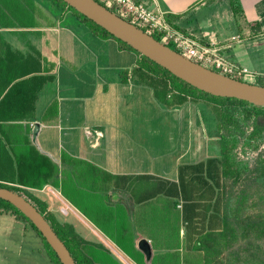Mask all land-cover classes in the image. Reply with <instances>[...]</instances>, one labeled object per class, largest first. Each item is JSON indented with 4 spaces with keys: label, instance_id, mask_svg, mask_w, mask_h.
Listing matches in <instances>:
<instances>
[{
    "label": "crops",
    "instance_id": "1",
    "mask_svg": "<svg viewBox=\"0 0 264 264\" xmlns=\"http://www.w3.org/2000/svg\"><path fill=\"white\" fill-rule=\"evenodd\" d=\"M140 1L156 2L185 34L229 45L225 55L240 68L257 71L264 62V53L256 50L258 35L264 34V0ZM47 2L0 0V185L25 188L46 203L61 224L108 251L113 259L105 264H217L214 252L228 251L227 246L238 250L247 225L240 230L236 219L243 214L228 210L233 179L223 180L220 164L210 161L219 156L207 154L203 132L160 129V121L173 123V129L174 115L130 111L133 102L124 106L122 93L130 85L136 92L142 80L132 83L137 80L130 76L120 80L119 89L98 81L89 66L96 56L73 28L62 26L63 18ZM100 39L115 42L117 56H132L136 74L132 51L121 50L112 38ZM152 91L147 104L155 101ZM54 100L58 117L45 118ZM39 152L58 165L57 179H64L71 198L51 183L43 189L23 186L20 164L26 179L45 173ZM64 154L74 161L63 162ZM81 169L91 174L82 176ZM144 239L152 249L150 260L139 247ZM127 249L144 260L133 259Z\"/></svg>",
    "mask_w": 264,
    "mask_h": 264
},
{
    "label": "rangeland",
    "instance_id": "2",
    "mask_svg": "<svg viewBox=\"0 0 264 264\" xmlns=\"http://www.w3.org/2000/svg\"><path fill=\"white\" fill-rule=\"evenodd\" d=\"M48 1L47 4L51 5V0ZM53 10L56 13H60L59 7H55ZM62 20V26L73 28L77 36L83 42H86L88 50L96 56L95 62L89 65L95 78L100 82L110 83L112 87L119 89L121 86L120 80H122L123 76L122 73L125 70H133L130 69L135 65V62L132 64L131 61L133 57L128 54L117 56L115 54V42H111V44L105 43L100 38L94 36L88 27L82 24L74 12H68ZM254 30L255 33L261 32L258 27H255ZM258 36L260 44L257 45L256 50L264 53V34ZM133 53L137 56L136 60H138L139 55L136 52ZM256 70L249 69L250 73L255 76V79L245 75L243 80L245 82L252 80L255 82L252 84L258 85L262 81L264 83V62ZM131 78L137 80L132 79V83L138 82L139 84L142 80V86L136 87L137 93L134 92L135 87L133 85L125 88L131 90H127L125 94L122 93L125 95L123 98L124 106L129 108L127 103L133 102L130 111L133 109L134 113H143L144 115L148 113L174 115L176 122L173 129H171L173 123H168V121H160L159 128L163 129V126H168V130L178 132H185L189 129L200 130L206 139L204 142L207 145L206 147H208L206 148L207 154L209 156H220V145L216 139V135H221V133L223 135L225 132H220L219 130V121L216 118L213 104L204 100H189V102L178 109L171 108V110H168L166 108L170 107L166 103L164 104V102L162 103L158 99L156 100V97H154L156 102L147 104L146 99L152 88L147 87V83L138 71H136V74L131 72ZM135 98L138 101L136 106ZM182 119H184V122H182ZM254 132L253 120L241 118L239 127H234L227 136L228 141L234 145L231 155L239 165L241 172L240 175L236 174V177H233L231 184H228L227 206L230 213L243 214L236 219V221L238 220L240 230L247 225V222L250 224L251 219L255 220L257 227L260 226L258 223H262L261 225L264 226V128L260 130L258 138L253 136ZM178 148L179 146L176 147V149ZM19 222H12L8 214H0V264H52L45 243L40 235L31 226L26 230V224L23 220ZM19 226L23 228V231ZM256 228H254V231H256ZM250 238L254 240L253 247L248 248V252L241 259V264H264V234L254 233L251 236L248 234L242 237L241 240L244 239L246 241ZM239 244L242 247L244 245V248H246L244 241H241Z\"/></svg>",
    "mask_w": 264,
    "mask_h": 264
},
{
    "label": "trees",
    "instance_id": "3",
    "mask_svg": "<svg viewBox=\"0 0 264 264\" xmlns=\"http://www.w3.org/2000/svg\"><path fill=\"white\" fill-rule=\"evenodd\" d=\"M50 3L55 7L60 8L59 14L61 18H63L68 12H74L75 15L80 19L82 24H85V26L88 27L93 35L100 38L115 39L119 44L121 50L136 52L139 55V58L137 60L135 71H138L147 85L152 87L154 96L160 102H164V104L166 103L170 108L175 109L184 106L187 102H189V100H204L213 104L216 118L219 121V130L220 132L224 131L225 133L223 135L222 133L221 135H216V139L218 140L220 145V156L218 158L211 159L210 161L220 164L222 169L221 176L226 182L232 180L233 177H236V174H241L239 165L234 161L231 155L234 145L230 141H228L227 136L231 133V130L234 127H239L241 118H244L247 120H253L255 128L253 136L255 138H258L260 136V130L264 128V107L255 106L246 101L238 99L222 98L203 92L174 76L168 70L151 61L149 58L139 54L132 47L118 40L113 35L108 33L105 29L95 24L93 21H91L81 13L77 12L63 0H51ZM232 7L236 14L240 12L239 5L235 1H232ZM168 19L169 21H171V18L168 17ZM153 37L158 41H161V37H159L158 35L153 34ZM169 47L174 49V47L171 45ZM133 71L134 70H125V72L122 73V81L128 82V79L131 76V72ZM238 80L243 81L242 78H238ZM259 85L264 86L263 81L260 82ZM58 109V101L54 100L47 108L45 112V118H57L59 112ZM34 149L38 152L36 148ZM39 155L44 161H46L44 175L37 176V178H34L32 180L26 179L23 177L20 164V181L22 182L23 186L28 188L43 189L46 184L51 183L54 187H58L62 190L63 196L71 198L66 191V183L64 182V179L62 182L58 181L57 179V175L59 173L58 165L49 156L41 154L40 152ZM67 158L70 159L69 156L64 154L63 162H65ZM70 160L74 161V159L72 158ZM75 161H77L78 163H84L80 160ZM18 162L20 161L18 160ZM86 165L91 167V171L100 170L96 166L89 164ZM79 173H82V176L91 174L90 172H86L84 169H81ZM93 175H95L94 172ZM0 186L23 195L46 217L47 221L50 223L59 238L69 249L77 264H105V261L112 262L113 258L110 256L108 251L100 246H96L87 242L75 232L72 225L67 223L61 224L57 220L55 215L48 210L46 203L33 196L28 190H26L25 188L10 186L6 184H2ZM0 214H11L15 216L16 219L23 220L26 224V229L31 226L44 241L51 263L62 264L55 251L51 248V246L48 244L39 230L14 205L9 203L8 201L0 199ZM246 224L247 227L245 228V230L246 232H248L249 236L254 233H262V235L264 234V226L261 225L262 223H258V225L260 226L257 227V223H255V220L251 219L250 224H248V222ZM254 228H256V231H254ZM244 244H246V248H244V246H241L240 248H238V250L231 251L229 249V246H227L228 251L222 253L221 251L214 252L213 257H215L217 261H219L220 259L217 264H241L242 257L246 252H248V248L253 247L254 240L252 238L247 239ZM127 252L133 259L138 260L140 263L142 260H144L143 255L140 252L135 253L134 249H127ZM222 256L224 257L221 258Z\"/></svg>",
    "mask_w": 264,
    "mask_h": 264
},
{
    "label": "water",
    "instance_id": "4",
    "mask_svg": "<svg viewBox=\"0 0 264 264\" xmlns=\"http://www.w3.org/2000/svg\"><path fill=\"white\" fill-rule=\"evenodd\" d=\"M63 1L139 54L149 58L193 87L217 97L238 99L264 107V86L222 75L186 58L96 0ZM39 129L40 125L37 123L33 132L35 144ZM0 199L14 205L34 224L62 264H77L46 217L29 200L23 195L1 186ZM139 247L147 260H150L152 257L150 243L145 239L141 240Z\"/></svg>",
    "mask_w": 264,
    "mask_h": 264
},
{
    "label": "built area",
    "instance_id": "5",
    "mask_svg": "<svg viewBox=\"0 0 264 264\" xmlns=\"http://www.w3.org/2000/svg\"><path fill=\"white\" fill-rule=\"evenodd\" d=\"M120 17L137 26L144 32L161 37V42L173 46L181 55L222 75L231 78H244L251 73L230 62L225 55L229 45L204 43L173 27L158 5L140 0H96ZM67 208L62 212L66 213Z\"/></svg>",
    "mask_w": 264,
    "mask_h": 264
}]
</instances>
